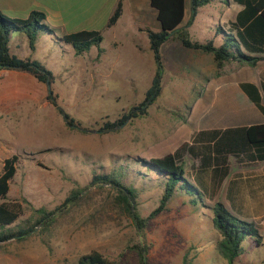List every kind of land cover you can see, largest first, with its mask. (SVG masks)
I'll use <instances>...</instances> for the list:
<instances>
[{"label": "rangeland", "instance_id": "rangeland-1", "mask_svg": "<svg viewBox=\"0 0 264 264\" xmlns=\"http://www.w3.org/2000/svg\"><path fill=\"white\" fill-rule=\"evenodd\" d=\"M61 1L66 21L81 15L72 7L76 0ZM128 2L133 20L124 13L105 35L99 56L95 46L77 55L71 45L62 51L45 39L31 51L22 32L9 44L18 57L38 59L53 81L47 85L26 72L0 70V172L6 157L20 155L5 200L24 207L14 224L34 225L26 237L0 243V264H73L92 251L110 264H139L129 246L140 242L147 245L150 264H181L186 251L195 264H225L210 220L216 198L202 195L192 205L187 195L177 194L138 235L131 217L110 203L111 191L89 185L93 170L108 171L114 156L150 159L176 152L185 175L194 166L183 153L195 133V117L214 112L209 100L219 71L212 54L186 48L171 36L160 47L161 85L147 114L115 129L103 128L144 100L157 66L145 32L159 30L155 10L149 0ZM186 2L181 27L201 41L210 35L209 10L200 8L201 20L193 23V18L187 25ZM59 110L73 119L72 125ZM74 190L79 191L77 198L66 200ZM161 193L155 186L142 190L137 206L142 216L158 205ZM41 210L52 212L49 224H35ZM251 221L264 235V217ZM235 262L264 264V245L256 255L244 254Z\"/></svg>", "mask_w": 264, "mask_h": 264}, {"label": "trees", "instance_id": "trees-1", "mask_svg": "<svg viewBox=\"0 0 264 264\" xmlns=\"http://www.w3.org/2000/svg\"><path fill=\"white\" fill-rule=\"evenodd\" d=\"M122 1L118 0L113 13L107 20L106 26L110 27L116 23L122 14ZM213 0H189L190 17L187 25L190 24L197 12L198 7L208 4ZM224 2L226 0H223ZM241 2V0H239ZM186 0H149V5L156 12V20L159 23V30L154 31L145 28L149 40V47L153 52L156 62V71L150 87L146 91L143 101L138 106L132 107L128 112L123 113L120 118L113 122H105V129H115L127 120L147 114L148 106L153 102L160 90V77L162 73V62L160 47L172 36L177 38L186 48L199 50L203 53H211L217 69H221L228 61H234L240 65H254L261 55H254L252 52L264 51V35H255L253 24H245L249 14L240 11L236 22L230 24L231 31L227 32L217 26L214 35L205 41L193 40L190 38L186 27H181L185 16ZM260 10L258 20L264 25V0H259L254 11ZM45 14L34 11L29 18H9L0 14V70L22 71L33 76L37 81L49 85L53 81L52 72L47 69L38 59L26 56L18 57L10 52V43L17 33H24L29 50L35 51L38 42L42 40L51 41L59 50L65 51L67 45H71L75 54H83L92 46H95L99 56L102 52L100 47L102 34L98 30L81 29L61 37L54 35L53 30L43 23ZM41 40V41H40ZM243 86V85H242ZM249 93V91H248ZM69 125L73 119L63 113ZM245 137L249 143L260 139L264 142V124L250 125L244 128ZM20 155L14 153L6 157L2 163L0 172V243L10 239H22L33 229L34 225L20 226L14 222L23 213L24 207L17 200H5L9 191L10 181L16 173ZM125 161V162H124ZM111 168L105 170H93L90 186L107 188L111 191V201L114 207L131 217L138 235L142 234L149 222L166 209L170 199L175 195H187L192 205L202 199L201 191L191 183L184 175V168L178 162L177 154L170 153L163 157L145 159L143 157H112ZM146 186L161 188V197L158 205L146 216H142L137 210L139 195ZM79 191L74 190L66 200L77 198ZM185 197V196H184ZM213 213L210 216L212 228L218 234L215 248L219 255L225 260V264H237L244 254L253 253L256 255L259 248L264 245L263 237L253 221L245 220L232 214L220 201H215L210 207ZM42 214L36 219L35 224H49L52 212L41 210ZM248 241V246L243 242ZM135 251L139 264H150L146 260L147 245L134 243L129 246ZM73 264H110V262L96 251L81 255ZM116 264V263H114ZM181 264H195L193 258L186 251ZM245 264H255L253 262Z\"/></svg>", "mask_w": 264, "mask_h": 264}, {"label": "crops", "instance_id": "crops-1", "mask_svg": "<svg viewBox=\"0 0 264 264\" xmlns=\"http://www.w3.org/2000/svg\"><path fill=\"white\" fill-rule=\"evenodd\" d=\"M56 1L57 4L52 5L50 0H0V14L25 19L34 11L43 12L45 17L41 21L58 37L81 29H93L101 32L102 41L125 12L132 20L134 18L129 12L128 0H123L122 14L114 25L107 27L118 0H76L72 7L76 15L78 11L81 15L66 21L62 6L66 4ZM258 1L213 0L198 7L193 23L201 20L200 8L209 10L207 18L211 20L207 25L210 35L201 41L210 39L217 26L235 33L230 24H237V15L243 10V14H249L245 24L256 27L253 29L255 35H264V25L257 19L260 10L254 11ZM123 35L131 33L124 31ZM120 40L115 45H119ZM252 54L263 58L254 65L228 61L219 70L212 56L214 68L219 71L218 87L209 100L214 112L195 117L192 143L183 153L194 162L189 171L185 169V177L198 186L203 199L207 196L216 198L215 201H220L232 214L248 221L264 217V142L257 139L249 143L244 129L264 124V51ZM206 60L210 67L213 66L211 60Z\"/></svg>", "mask_w": 264, "mask_h": 264}]
</instances>
